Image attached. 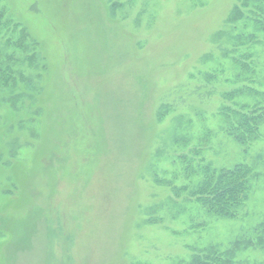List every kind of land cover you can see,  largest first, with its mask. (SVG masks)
Masks as SVG:
<instances>
[{
	"label": "rangeland",
	"instance_id": "rangeland-1",
	"mask_svg": "<svg viewBox=\"0 0 264 264\" xmlns=\"http://www.w3.org/2000/svg\"><path fill=\"white\" fill-rule=\"evenodd\" d=\"M259 2L0 0V264H264L235 247L264 222V123L231 134L264 107ZM236 165L249 198L219 217L197 190Z\"/></svg>",
	"mask_w": 264,
	"mask_h": 264
},
{
	"label": "trees",
	"instance_id": "trees-1",
	"mask_svg": "<svg viewBox=\"0 0 264 264\" xmlns=\"http://www.w3.org/2000/svg\"><path fill=\"white\" fill-rule=\"evenodd\" d=\"M235 13L236 20L244 16V12L241 11L239 6L236 7ZM252 13L256 26L264 30V0L258 3V9ZM1 18L0 16V21ZM242 42L244 41L241 39ZM2 80L6 83L8 77L0 70V82ZM246 108L243 113L234 112L237 122L233 125L231 131V134L240 143L244 144L258 137V130L261 124L264 123V107L262 105L247 106ZM229 110L233 111L232 109ZM209 169L206 168L204 180L199 184L197 190V194H199L198 200L214 215L227 218L238 216L249 198L251 179L253 177L251 169L245 165H236L231 169L223 168L217 174H215L216 170H213V173H209ZM18 184L21 185L20 183ZM3 214L0 213L1 218L4 216ZM254 234L255 236L252 239L237 241L235 247L257 246L264 248V222L255 228ZM234 250V248H231L224 252L223 255L226 256L224 261L221 257L214 261L219 255L218 252H215L212 254L214 257L211 259L194 258L193 264H221V261L224 264H232L230 257L233 255Z\"/></svg>",
	"mask_w": 264,
	"mask_h": 264
}]
</instances>
